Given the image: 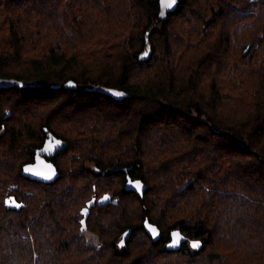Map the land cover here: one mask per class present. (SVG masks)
Returning <instances> with one entry per match:
<instances>
[{"label": "trees", "instance_id": "obj_1", "mask_svg": "<svg viewBox=\"0 0 264 264\" xmlns=\"http://www.w3.org/2000/svg\"><path fill=\"white\" fill-rule=\"evenodd\" d=\"M177 3L161 20L159 0H0V76L22 81L0 89V264H116L107 249L128 257L139 236L152 247L135 264H264V0ZM46 131L65 142L49 184L23 173ZM71 152L73 180L99 181L89 196L56 192ZM85 159L100 172L81 178ZM104 193L115 203L89 222L111 240L68 238L80 200ZM177 228L201 248H164Z\"/></svg>", "mask_w": 264, "mask_h": 264}, {"label": "water", "instance_id": "obj_2", "mask_svg": "<svg viewBox=\"0 0 264 264\" xmlns=\"http://www.w3.org/2000/svg\"><path fill=\"white\" fill-rule=\"evenodd\" d=\"M177 0L175 4H172L169 6V0H159V13L158 18L161 20H166L171 12H174L177 9ZM150 32L147 31L146 35H148ZM148 40V37L146 38ZM249 49L246 48V51ZM149 56V52L144 53L142 55V58L145 59ZM22 81L18 80L16 78L12 77H3L0 76V89L3 88H9L13 86H21ZM102 92L109 94L111 96H114L115 98H122L125 95L122 93V91L118 90H112V89H101ZM60 141L54 139L51 133H49V139L46 141L44 146L36 152V158L34 162L26 163L23 166V173L25 176L45 182L50 183L53 181H56V179L60 176V173L56 167L55 164H53L51 161L46 160L45 156H53L58 150H61L62 147H60ZM190 181H187L183 188H185ZM139 185V187H137ZM125 189L127 191H134L137 195L143 196L144 192L146 190V185L141 179H133L130 175H127V181L125 184ZM106 196L104 195L99 203L105 204L108 203L106 200ZM94 200V199H93ZM23 203L16 199L14 195H9L5 198V207L7 209H13V210H20L22 208ZM89 206V205H88ZM88 206L83 208L84 212V220H86L89 208ZM144 228L148 235L153 238L154 240H159L161 237L160 229L157 225L151 223L148 219L144 222ZM132 234L131 229H127L122 233V238L118 242L119 247H124L127 243V241L130 239ZM186 236L182 233L180 229H173L171 231V240L167 243V248L169 250L177 251L180 250L183 246V244L186 241ZM174 243V241H177ZM195 245V246H194ZM190 246L193 249L199 250L202 246V242L197 239L190 240Z\"/></svg>", "mask_w": 264, "mask_h": 264}, {"label": "rangeland", "instance_id": "obj_3", "mask_svg": "<svg viewBox=\"0 0 264 264\" xmlns=\"http://www.w3.org/2000/svg\"><path fill=\"white\" fill-rule=\"evenodd\" d=\"M148 52H150V51H147V53ZM256 63H257V67H263L264 66V49L263 48H259L258 57H257ZM73 155H74V153L71 152L69 154L70 158L68 156L69 159L65 157L61 161L62 165H64L67 162L68 169L66 167H64V176L66 178L61 183V185L58 187V189H56V192L60 193V195L61 194H68V193L73 192V193L79 194V196L80 195L83 196V193H84L83 187L85 186L87 195L89 196L90 194H92L91 193L92 192L91 186L93 187L99 181H97V182H95V181L94 182H87V180H86L85 183L83 181H80V180L74 181L72 173L70 172L71 169H74L73 161H72ZM78 156H80V154H78ZM95 166L96 165L93 162H91L90 160H86L85 159V160H83L82 164L80 162L77 163V167H80V168L82 167V169H83V170L77 172V174L82 178L83 172L90 173L93 170L95 173H97V170L95 169ZM24 191L27 192V194L30 195V197H33V195H36V187H34V186L33 187L30 186L29 189L27 188ZM11 194L13 195V193H11ZM81 199H82V197H81ZM32 200H33V198H32ZM84 200H85V198L80 200L79 204L73 209L74 211H73V213H71V217L74 215L75 218H76V216H77V214H78V212L80 210V206L82 205ZM127 207H128V211L130 212L131 209H132L131 200H129ZM95 210L99 211V208H96ZM96 214H98L97 211H95L93 213V215L91 216V220L93 219V216L96 215ZM2 215H0V216H2ZM2 221L3 220H0V223ZM67 225H68V228H66L67 232L65 233V235H67L68 238H70L68 233H71V234H75V233L70 231V228H72V227L70 226L69 222L67 223ZM88 229L89 230H87L85 233H83V236L81 238L79 237L80 235H77V237L80 238V240H82L83 245H84V242L87 243V248H88V245H91V246H89L91 248L95 247V248L103 249V247H104L103 245L105 244L104 240H106L107 238L111 240V238H109V235L105 236V234H103L102 235L103 237H101L99 235L100 230L97 229V231H96L95 228L91 225V221L89 222ZM22 233L27 235L29 233V231L28 232H26V231L24 232L23 231ZM34 239H35V236H34ZM101 240H103V242H101ZM118 241L119 240H117L116 242L118 243ZM34 242H35V240H34ZM161 246L162 245H160L159 248H156L157 249V253L164 254L165 253V250H164L165 247L163 249H161ZM151 247L152 246H150L143 238H141L139 236V238L137 239L135 245L128 250L129 251V256L128 257H120V256L117 257L116 254H114L113 252L110 251L111 248L107 249L108 250V254L107 255H109L110 260L117 261L116 264H118L119 261H120L121 264H135V262H137L138 260H141L143 258V256H145V254H146V253L142 254L141 252H139V250L144 249V251L147 252L149 249H151ZM70 248H75V246L71 245ZM120 249H122V248H120ZM132 249H133V251H132ZM72 257H74V254H72ZM160 259H162V256L160 257Z\"/></svg>", "mask_w": 264, "mask_h": 264}, {"label": "flooded vegetation", "instance_id": "obj_4", "mask_svg": "<svg viewBox=\"0 0 264 264\" xmlns=\"http://www.w3.org/2000/svg\"><path fill=\"white\" fill-rule=\"evenodd\" d=\"M49 133L50 132H48V131H46L45 132V138L43 139V142H42V144L39 146V147H37L35 150H34V156H33V160L31 161V162H34L35 161V158H36V152L38 151V150H40L43 146H44V144L46 143V141L49 139ZM53 136V135H52ZM54 137V139H56V140H59L61 143H60V147H62V149L61 150H63V147L65 146V142L62 140V139H60V138H58V137H56V136H53ZM61 150H58L53 156H45V158H46V160H48V161H51L53 164H55L54 162H53V159L57 156V154L61 151ZM56 165V164H55ZM56 167H57V165H56ZM125 168V167H124ZM57 169H58V167H57ZM95 169L98 171V172H100L99 171V169L95 166ZM127 178V177H126ZM39 182H41V181H39ZM54 182V181H53ZM41 183H43V184H49V183H45V182H41ZM50 183H52V182H50ZM106 196V200L108 201V203H105V204H100L99 203V201H100V199L103 197V196ZM111 194L110 193H104L102 196H100V197H97L96 195H94L93 197H92V199L90 200V202H88L87 203V205L86 206H88V208H89V211H88V215H87V218H86V220H84V212L82 211L83 210V208L84 207H86V206H82L81 208H80V210H79V212H78V214H77V216H76V218H75V216L73 215L72 217L73 218H71V220L69 221V223H70V226L72 227V228H70V231H72L73 233H75L76 234V236L77 235H80L81 237L83 236V233H85L87 230H89L88 229V227H89V220H90V217H91V214H92V211H93V209H96L98 206H100V205H102V206H105V205H107V206H109V205H113L114 203H115V200H114V198L112 197V196H110ZM94 199V200H93ZM80 233V234H79ZM160 234H161V230H160ZM162 236V235H161ZM30 237H31V241H34L35 239H34V234L31 232L30 233ZM187 237V236H186ZM161 238V237H160ZM171 240V234H170V237H169V239H167L166 241H165V243H164V247L165 248H167V243L169 242ZM188 244V245H190V239L189 238H186V241H185V243L184 244ZM183 244V245H184ZM35 256H36V253H35Z\"/></svg>", "mask_w": 264, "mask_h": 264}, {"label": "snow or ice", "instance_id": "obj_5", "mask_svg": "<svg viewBox=\"0 0 264 264\" xmlns=\"http://www.w3.org/2000/svg\"><path fill=\"white\" fill-rule=\"evenodd\" d=\"M175 2H176V0H169V6H171L172 4H175ZM137 187H139V185H137ZM176 242H178V240L174 241V243H176Z\"/></svg>", "mask_w": 264, "mask_h": 264}, {"label": "bare ground", "instance_id": "obj_6", "mask_svg": "<svg viewBox=\"0 0 264 264\" xmlns=\"http://www.w3.org/2000/svg\"><path fill=\"white\" fill-rule=\"evenodd\" d=\"M168 249V248H167Z\"/></svg>", "mask_w": 264, "mask_h": 264}]
</instances>
